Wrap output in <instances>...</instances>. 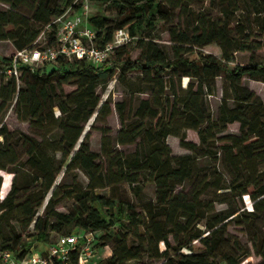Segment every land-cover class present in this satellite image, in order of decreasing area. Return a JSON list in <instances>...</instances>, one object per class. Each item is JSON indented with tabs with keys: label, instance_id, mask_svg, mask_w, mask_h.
Returning a JSON list of instances; mask_svg holds the SVG:
<instances>
[{
	"label": "trees",
	"instance_id": "trees-1",
	"mask_svg": "<svg viewBox=\"0 0 264 264\" xmlns=\"http://www.w3.org/2000/svg\"><path fill=\"white\" fill-rule=\"evenodd\" d=\"M75 1L0 0L9 6L6 10L0 9V41L11 42L16 52L34 47L43 30L68 7L80 9V5H74ZM99 1L104 12L113 6L119 15L112 23L104 14L89 17L88 25L96 31L99 47L110 43L117 30H128L130 36L136 38L144 32L150 34L158 22H164L173 43V57L150 40L142 41L143 53L137 59L129 57L128 45H125L115 49V63L109 62L100 68L85 60L70 62L63 58H59L57 68L50 72L39 69L32 73L21 67L19 81L24 80L25 89H19L18 80L9 77L0 91V113L17 97L20 120H28L36 130L56 127L62 136L54 152L49 153L46 139L38 141L20 132L10 133L7 128L0 130L3 138L0 141V171L15 174L11 191L0 201V247L12 251L18 259L31 254V248L26 247L15 224L26 231L35 222L37 240L47 245L51 234H62L73 225L83 232H92L95 238L97 233L127 225L133 231L135 242L130 244L128 235L117 232L112 256L100 264H127L144 259L157 264H218L219 259L226 264H239L238 258L229 253L220 257L219 252L226 243L232 222L243 226L246 218L253 248L262 258L260 264H264V236L254 230L255 219L264 220V170L259 168L264 161V102L242 85L245 77L264 83V61L248 65L235 62L236 53L264 50V43L241 39L247 37L246 30L236 31L232 27L238 12H249L260 20L264 16V0H218L221 17L213 19L201 13L194 14L183 30L173 24L174 10L180 9V15L184 13L181 4L169 6L168 0ZM21 8H26L29 14L21 13ZM257 25L259 32L264 34V17ZM55 34V27H52L50 46L56 44ZM213 45L221 49V58L203 52ZM13 57L0 59V70L5 76ZM118 71L121 81H127L130 74H138L140 86L135 92L149 97L141 99L135 110L130 109L128 117L126 104L117 105L121 122L117 145L135 146V151L127 154L109 148L110 139L104 137L102 156L106 157L105 163L101 155L90 149V132L82 138L83 125L92 117H95L94 123L104 122L110 115L107 102L100 105L98 89ZM220 77L229 87L225 90L218 118L214 120L208 97L216 94V80ZM70 84H76L77 89L66 94L63 86ZM55 108H59V115ZM233 123L240 124V135L222 140L229 143L225 155L236 179L229 186L220 180L208 182L207 178L199 182V157L195 155L199 150L205 151V155L212 154L209 150L219 140L217 136ZM189 130L198 133L199 145L187 141ZM170 136L178 138L181 147L191 154L172 156L167 144ZM19 142L27 148L25 166L30 177L41 184L37 193L26 190L22 194L18 185V168L22 165L16 149ZM57 153H61V158ZM63 170L82 171L89 180L87 189L68 193L67 198L77 200V206L68 215L57 211L58 192L55 189L46 204L45 218L36 219L57 175ZM145 181L156 185L157 202L143 203L146 215L142 221L119 188L127 184L139 197ZM198 182L200 188L192 195L177 192V188L186 183L195 185ZM2 184L0 176V191ZM100 189H110V197L96 195ZM210 190L225 194L224 202L232 204V209L217 212L214 201L203 199ZM245 195L254 202L251 209L231 202ZM96 204L108 210V219ZM140 228H144L143 231ZM108 242L106 239L102 248L107 247ZM160 245H164L165 250H161ZM235 247L241 251L238 243ZM186 249L189 253L184 252ZM245 254L242 251L239 258ZM76 259L77 254H74L73 260Z\"/></svg>",
	"mask_w": 264,
	"mask_h": 264
},
{
	"label": "rangeland",
	"instance_id": "rangeland-1",
	"mask_svg": "<svg viewBox=\"0 0 264 264\" xmlns=\"http://www.w3.org/2000/svg\"><path fill=\"white\" fill-rule=\"evenodd\" d=\"M90 5V13L92 16L95 15H102L104 14L105 17L112 23L119 19L118 12L115 10V7L109 6L108 11L104 12V6L101 4L99 0L92 1ZM169 6H175L177 4H181L185 10L182 15L179 14L180 9L174 10L173 15V24L175 26L179 25L182 27V30L185 28V24L190 16L193 17L194 14H204L207 17H211L213 19H218L221 17L220 13V5L219 1L213 2L212 0H168ZM9 6L0 2V9H8ZM20 12L23 14L28 15L29 12L26 8H21ZM187 15V16H186ZM264 16L256 18V15L250 14L249 12H238L233 18L232 27L236 29V31H240V29H245V37H240L241 39L249 40L251 43H264V34L259 32L258 25L261 23V20ZM240 27V28H239ZM45 31V32H44ZM52 28L44 29L41 35L39 36L36 47H50L49 42L52 40L50 37V33ZM151 34V35H150ZM148 34V32H144L143 34L137 36L136 38H132L127 46V50L129 52V57L132 60L137 59L142 55V41H154L159 45V48L163 50L167 55L172 58L173 57V43L171 41L170 33L168 30L167 24L164 22H158L156 29ZM55 46V45H54ZM16 52L15 47L9 41H0V59L4 58H12ZM205 54H211L218 58L222 57L221 49L216 46H209L203 50ZM117 53L114 52L111 54L109 62L110 64L116 62ZM264 61V50L256 51V52H238L235 54V62L242 65H248L256 62H263ZM57 68V64H50L47 65L44 69L46 72H50ZM10 78L6 77L3 72L0 70V91L3 85H7ZM184 82H187L185 80ZM242 85L247 87L251 91L255 92L260 99L264 102V83L260 81H254L249 79L248 77L243 78ZM17 86L19 89L26 87L24 80H20L17 82ZM140 86V80L138 74H130L128 76L127 81L119 80V71L110 78L107 83L103 84L98 89V95L100 97V105L107 102L110 106L111 113L110 115L104 120V122L94 123V118L92 117L87 123L83 125V135L85 136L88 132H90V139L89 145L90 149L93 153L102 156V144L104 137L110 139L109 148L116 149L127 154L133 153L135 151V146H118L117 145V138L119 132L121 130V122L120 117L117 111V105L121 103H125L127 106V117L129 116V110H135L141 99L147 98V95H141L135 92ZM216 94L214 96L208 97L209 108L214 120H217L219 109L224 99L225 90L229 87V84L225 81L223 77H220L216 80ZM77 89L76 84L64 85L63 91L66 94L72 93ZM230 93V92H229ZM2 103V99L0 97V104ZM59 108H55L56 114L59 115ZM132 115H130L131 117ZM93 127V128H92ZM3 128H7L10 133L20 132L25 135H28L32 138L37 139L38 141H42L46 139L49 145V153H53L54 150L57 148L56 143L59 142L61 139V131H59L56 127H49L43 130H36L30 125V122L20 120L17 113V97L8 104L7 108L0 113V130ZM187 133V141L197 144H200V138L196 131L189 130ZM240 135V124L233 123L228 125L227 130L219 134L217 137L219 138L218 141L214 142V146L209 150L212 154L205 155V151L199 150L197 157H199L198 161V174H199V182L203 179L207 178L209 181H221L224 185L229 186L235 175L231 173V170L227 164V156L225 155V147L229 144L227 141L222 140L223 137L227 136H239ZM84 136L82 138H84ZM18 136L14 137V142L17 141ZM3 138L0 137V141ZM82 140V139H81ZM167 144L169 145L172 156H183V155H190L191 151L181 147L180 140L176 137L170 136L167 139ZM53 145V146H52ZM78 148V146H77ZM76 148V149H77ZM17 152L21 158V166L18 168V185L21 189L22 194L26 193L28 190L31 193H37L39 188H41V184L38 182H34L33 179L30 177L28 172L27 166L25 163L27 161V157L25 152L27 148L23 146V142H19L16 146ZM57 157L61 158V153H57ZM102 160L106 163V157L102 156ZM106 165V164H105ZM259 168L264 170V161H261ZM0 176L3 179V184L0 191V201H3L12 188L13 179L15 178V174L9 171H0ZM147 179V176L146 178ZM199 182L195 185L192 183H186L182 187L177 188V192H183L187 195H192V193H196L198 190ZM89 184V180L87 176L80 170H73L70 172H65L63 170L59 175H57L55 183L52 189L47 194L46 200L43 206L39 209L36 219L37 218H45L46 214V204L55 189H57L58 197H57V206L56 209L59 213L63 214H70L74 211L75 207L77 206L76 199H69L67 195L70 191L75 190H86ZM143 191L142 195L137 197L135 196L129 185L122 184L120 185V193L122 197L130 201L135 210L139 215H141L142 221H145V212L143 210V203L149 202H157V188L156 185L152 182H143L142 184ZM200 188V187H199ZM96 195L104 196L109 198L111 195L110 189H100L97 190ZM225 194H217L215 191H209V195L205 196L203 199L207 201H214L215 207L217 212H227L232 209L230 205L224 201ZM240 208H252L253 201L249 198L248 195L242 197V199L234 198L231 202L235 203ZM96 208H98L103 216L108 219L106 213L108 212L107 209L103 208L101 205L96 204ZM248 211V210H247ZM144 219V220H143ZM246 218L242 221L243 226L237 225L235 222L228 228V236L225 237L226 243L222 247L221 251L219 252L220 257L225 254L229 253L233 257L239 259V264H260L262 262V258L259 257L253 248V244L251 242L252 237L248 233V228L246 227L247 221ZM34 223L24 231L22 228L17 226V230L20 234L23 235V240L26 247L31 248V253H47L48 247L51 244H55L58 238L61 235H68V234H79L82 231L76 227L75 225L65 229L62 234H51V239L49 244L41 243L37 240L36 231L34 229ZM245 224V225H244ZM120 229V230H119ZM144 228H140L143 231ZM254 230L256 232H261L264 236V220L263 218L255 219L254 221ZM117 232H120L122 236L128 235L130 244L135 242L133 237V231L126 226H115L111 228L107 232H101L96 234V240L94 243L95 246V253L93 258L90 260L88 264H100L102 261L108 259V255L113 254V249L117 245V240L115 235ZM109 239L108 248L107 250H102V245L104 244L105 240ZM235 243H238V246L241 247L240 250H236ZM198 247L199 244H196ZM161 250H165L164 245H160ZM242 251L245 252V256L239 258L242 254ZM185 253H189L186 249L184 250ZM109 256V257H111ZM157 264L154 261L144 259L143 262L139 261H130L127 264ZM218 264H226V262L222 261L221 259L218 260Z\"/></svg>",
	"mask_w": 264,
	"mask_h": 264
},
{
	"label": "built area",
	"instance_id": "built-area-1",
	"mask_svg": "<svg viewBox=\"0 0 264 264\" xmlns=\"http://www.w3.org/2000/svg\"><path fill=\"white\" fill-rule=\"evenodd\" d=\"M91 3V0H76L74 5H80L79 10L68 7L63 15L55 18L46 28L55 27V46L39 48L35 44L34 47L16 52L12 64L6 70V76L19 81L21 67L34 73L45 69L47 65L57 64L59 58L70 62L85 60L95 68L106 66L115 49L128 45L131 36L128 30H117L110 43L99 47L96 44V31L88 25V19L92 16ZM94 242L92 232L60 236L47 253H31L24 259H18L12 251L0 247V263L88 264L95 253ZM74 254H77L76 261L73 260Z\"/></svg>",
	"mask_w": 264,
	"mask_h": 264
},
{
	"label": "crops",
	"instance_id": "crops-1",
	"mask_svg": "<svg viewBox=\"0 0 264 264\" xmlns=\"http://www.w3.org/2000/svg\"><path fill=\"white\" fill-rule=\"evenodd\" d=\"M107 249H109L108 246H107V247H104L102 250L104 251V250H107ZM48 250H49V247H48L47 251H48ZM109 256H111V255H108L107 258H109ZM97 264H98V263H97Z\"/></svg>",
	"mask_w": 264,
	"mask_h": 264
},
{
	"label": "water",
	"instance_id": "water-1",
	"mask_svg": "<svg viewBox=\"0 0 264 264\" xmlns=\"http://www.w3.org/2000/svg\"><path fill=\"white\" fill-rule=\"evenodd\" d=\"M84 136V135H83Z\"/></svg>",
	"mask_w": 264,
	"mask_h": 264
}]
</instances>
